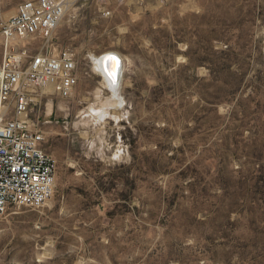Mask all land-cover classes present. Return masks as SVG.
I'll return each mask as SVG.
<instances>
[{
	"label": "rangeland",
	"instance_id": "374dc122",
	"mask_svg": "<svg viewBox=\"0 0 264 264\" xmlns=\"http://www.w3.org/2000/svg\"><path fill=\"white\" fill-rule=\"evenodd\" d=\"M26 42L79 80L37 104L54 193L0 215V264H264V0H69Z\"/></svg>",
	"mask_w": 264,
	"mask_h": 264
},
{
	"label": "built area",
	"instance_id": "2783aa9c",
	"mask_svg": "<svg viewBox=\"0 0 264 264\" xmlns=\"http://www.w3.org/2000/svg\"><path fill=\"white\" fill-rule=\"evenodd\" d=\"M68 1L22 0L0 21V215L13 206L43 207L54 193L58 164L43 146L46 131L36 107L47 89L71 96L79 80L77 60L71 49L32 52L26 41L49 37Z\"/></svg>",
	"mask_w": 264,
	"mask_h": 264
},
{
	"label": "bare ground",
	"instance_id": "6f19581e",
	"mask_svg": "<svg viewBox=\"0 0 264 264\" xmlns=\"http://www.w3.org/2000/svg\"><path fill=\"white\" fill-rule=\"evenodd\" d=\"M92 59H94L93 61L96 64L97 71L100 72L104 80L112 87L113 91L119 95V84L122 82L123 77V59L121 55L115 51L106 52ZM118 61H121V64Z\"/></svg>",
	"mask_w": 264,
	"mask_h": 264
},
{
	"label": "water",
	"instance_id": "95a60500",
	"mask_svg": "<svg viewBox=\"0 0 264 264\" xmlns=\"http://www.w3.org/2000/svg\"><path fill=\"white\" fill-rule=\"evenodd\" d=\"M119 62V64H121V61H118Z\"/></svg>",
	"mask_w": 264,
	"mask_h": 264
}]
</instances>
